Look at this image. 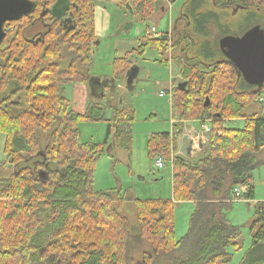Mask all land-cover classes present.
Returning a JSON list of instances; mask_svg holds the SVG:
<instances>
[{"label":"trees","instance_id":"obj_1","mask_svg":"<svg viewBox=\"0 0 264 264\" xmlns=\"http://www.w3.org/2000/svg\"><path fill=\"white\" fill-rule=\"evenodd\" d=\"M28 1L34 11L4 25L7 45L0 47V96L12 84L18 86L0 100L4 164L14 167L9 178H0V264H229L233 252L241 249L240 230L226 213L233 190L247 186L242 199L253 201L252 176L264 165L256 159L264 151V116L244 117L242 112L259 102L264 85L260 90L247 85L223 55L210 64L186 54L175 57L186 87L172 90V133L151 135L147 143L150 159L172 165L173 201L134 200L137 227H131L122 213L127 198L116 190L95 192L93 172L109 140L114 147L123 138L130 142L133 118L125 109L115 110L103 142L82 143L79 124L105 121L103 110L100 104L89 105L84 114L70 110L64 87L84 83L85 77L73 64L60 71L56 63L65 48L74 51L81 63H89L96 41L94 4L105 0H69L74 21L61 30L50 15L56 0ZM110 1L147 26L163 0ZM212 1L220 10L254 9L264 14V0ZM35 21L50 23L51 29L39 39L25 35ZM207 24L188 23L191 35L183 32L173 44L168 33L144 39L114 60V80L127 76L133 54L176 50L182 42L186 50L193 47L192 33L205 39L201 48L215 56ZM229 35L222 33L220 39ZM18 93L24 94L26 106L11 115L6 103ZM240 118H244L242 129L225 127L226 121ZM185 121L209 122L208 147L194 163L172 154ZM181 202H192L194 211L187 233L175 240L173 210ZM253 218L251 246L239 264H264V202L254 204ZM40 234L45 237L42 244L36 243ZM144 242L149 248L142 251L141 262L134 263L131 246L137 249Z\"/></svg>","mask_w":264,"mask_h":264},{"label":"rangeland","instance_id":"obj_2","mask_svg":"<svg viewBox=\"0 0 264 264\" xmlns=\"http://www.w3.org/2000/svg\"><path fill=\"white\" fill-rule=\"evenodd\" d=\"M161 6V10L152 17L146 26V24L130 17L113 1L95 2L97 31L101 33L103 30H107V34H100L96 37L95 43L91 46L89 63H81L78 55L66 48L62 52V60L56 62L60 71H66L73 64L74 68L85 77L84 83L70 84L64 87L66 98L70 103V110L84 114L88 106L94 104H100L103 110L105 121H85L79 124L82 143H102L107 125L115 110L125 109L133 118L128 130L130 142L128 143L123 138L120 145L114 147L112 141L109 140V144L105 147L104 154L97 161L93 172V190L95 192L116 190L127 198L122 213L131 227H137L134 200L173 201L172 165L170 162L164 161L163 168H155L154 164L157 159L148 157L147 143L151 135L172 133L174 122L171 109L172 90L177 87L178 83L184 82L180 73V65L175 57L186 54L187 57H199L203 62L210 64L215 58L220 60L223 57L216 46L222 33L241 36L257 23L261 24L264 29V14L254 9L220 10L213 5L212 0H163ZM184 19L189 25L196 27H199L201 21L208 23L207 40L211 50L216 54L215 56L212 57L207 49L201 48L205 39L198 38L192 33L194 46L187 50L186 43L182 42L176 50L170 48L158 52L147 49L141 54H133L130 62L132 67L138 69V73L130 86L127 84V77L120 81L114 80V60L122 58L126 52L136 49L139 43L144 41L145 32L150 25L155 26L160 35L168 33L170 44H173L179 34L186 32L189 36L191 35ZM127 23H131L132 27L125 31L123 28ZM38 31H40L38 27L27 29L25 35L30 38ZM118 31L120 32L118 33ZM6 45L7 42L3 41L0 47ZM184 50L186 51L184 52ZM161 61L163 63H160ZM17 87L12 84L8 91L0 96V100L4 96H10ZM9 102L6 103V107L11 115H15L26 106L23 93L16 94ZM14 103L17 105L12 106ZM254 114L264 116V95L258 103L250 105L242 112L244 117ZM193 124L198 126L197 123ZM243 126L244 118L225 122V127L228 129L240 130ZM4 142L5 136L0 134V178L9 177L12 169L14 172V167L4 164L7 160L4 154ZM187 145L188 143L185 142L183 147ZM175 147L177 151L176 141ZM175 152L172 153L174 156ZM184 158L189 159L186 156ZM198 158L199 156L196 155L187 161L194 163ZM256 159L264 162V151L257 155ZM252 177L255 200L245 201L242 198L232 200L231 206L226 212L230 223L240 230L238 245H241L239 251L233 252L229 264H239L244 253L250 248V223L254 219L253 207L256 202L264 199V165L254 171ZM193 211L194 204L192 202L175 203L173 210L175 240L183 238L187 233L190 215ZM44 242L45 237L40 234L36 243ZM133 248L131 246L130 257L134 263H140L142 251L148 250V244L144 242L137 249Z\"/></svg>","mask_w":264,"mask_h":264},{"label":"water","instance_id":"obj_3","mask_svg":"<svg viewBox=\"0 0 264 264\" xmlns=\"http://www.w3.org/2000/svg\"><path fill=\"white\" fill-rule=\"evenodd\" d=\"M34 4L28 0H0V45L5 39L4 25L18 22L31 15ZM69 10V0H56L50 10L51 17L63 22V17ZM69 21V20H68ZM132 27L127 23L123 28L128 31ZM120 31H118L119 33ZM219 49L224 58L234 67L242 80L249 86L260 90L264 85V29L254 26L241 36H224L219 39ZM138 69L132 67L127 74V84L130 86L136 77ZM185 82L177 84L180 91H184ZM210 105L209 99L204 101V107ZM219 117V115H218Z\"/></svg>","mask_w":264,"mask_h":264},{"label":"crops","instance_id":"obj_4","mask_svg":"<svg viewBox=\"0 0 264 264\" xmlns=\"http://www.w3.org/2000/svg\"><path fill=\"white\" fill-rule=\"evenodd\" d=\"M93 25H94L95 37L99 36L100 34L101 35L107 34V30H103L101 33H99L97 31L95 12H94V23H93ZM126 53H128V52H126ZM193 123H197L198 126L196 127ZM205 126L209 127L208 121L207 122H198V121H195V122L194 121H185V122H183L182 134H181V136L176 138L177 151L175 152V156L183 158L184 160H189L190 158H193L196 155H198L200 157L202 155L203 151L206 150V148L208 147V133H205V131L203 129V127H205ZM185 142H187L188 145L183 147ZM184 156H186L189 159L184 158ZM9 167H8V169H10ZM10 171H11V175H12L13 169ZM9 177H6V178H9ZM254 200H255V198H254ZM262 200L263 201H258V202H264V199H262Z\"/></svg>","mask_w":264,"mask_h":264},{"label":"built area","instance_id":"obj_5","mask_svg":"<svg viewBox=\"0 0 264 264\" xmlns=\"http://www.w3.org/2000/svg\"><path fill=\"white\" fill-rule=\"evenodd\" d=\"M162 36V34L160 35L157 32V29L155 26L150 25L148 27V30L145 32V39H157L160 38ZM205 133L209 132V127L205 126L203 127ZM164 166V161L162 159H157L154 167L161 169ZM248 191V187L247 186H240V187H236L233 190V194H232V200H240L242 198L243 195H245Z\"/></svg>","mask_w":264,"mask_h":264},{"label":"flooded vegetation","instance_id":"obj_6","mask_svg":"<svg viewBox=\"0 0 264 264\" xmlns=\"http://www.w3.org/2000/svg\"><path fill=\"white\" fill-rule=\"evenodd\" d=\"M71 7H72V4L69 3V10L67 11V13L65 14V16L63 17V22L61 24L60 21H58V26H61L58 30H61V28H67V27H70L72 24H73V21H74V17H73V13L71 11ZM51 15V14H50ZM69 20V21H68ZM185 20V19H184ZM186 22V20H185ZM188 23L186 22V25ZM50 23H45L43 21H35L33 26L28 28V29H32V28H40V31H38V33H35L32 37L30 38H38V37H42L47 31H49L51 28H50ZM39 39V38H38Z\"/></svg>","mask_w":264,"mask_h":264}]
</instances>
